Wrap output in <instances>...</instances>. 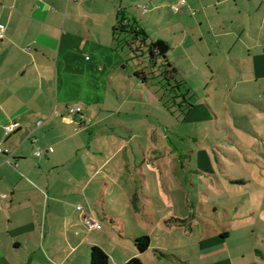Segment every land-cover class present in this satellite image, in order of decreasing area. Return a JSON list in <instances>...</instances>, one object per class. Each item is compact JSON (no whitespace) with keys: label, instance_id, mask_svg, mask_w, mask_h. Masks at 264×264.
Here are the masks:
<instances>
[{"label":"crops","instance_id":"0c3cea01","mask_svg":"<svg viewBox=\"0 0 264 264\" xmlns=\"http://www.w3.org/2000/svg\"><path fill=\"white\" fill-rule=\"evenodd\" d=\"M142 1L0 0V147L12 154L9 162L0 154V264H91L94 247L110 264H264L259 237L201 232L196 244L191 218L148 211L164 184V97L114 39L124 18L144 29L132 10L148 13ZM188 6L201 14L187 33L202 29L218 72L254 85L264 100V0ZM73 106L83 109L76 124L67 121ZM149 179L157 190L148 194ZM143 236L151 244L141 253Z\"/></svg>","mask_w":264,"mask_h":264},{"label":"rangeland","instance_id":"374dc122","mask_svg":"<svg viewBox=\"0 0 264 264\" xmlns=\"http://www.w3.org/2000/svg\"><path fill=\"white\" fill-rule=\"evenodd\" d=\"M141 3L148 13L139 4L132 10L148 29V48L158 41L175 45L158 63L161 66L167 60L179 69V75L167 82L161 73L168 68H155L145 47L142 52L130 51L129 65L157 71L149 81L162 92L164 105L171 97L183 104L182 95L189 89L198 108L187 116L173 102L163 109V139L159 140L162 158L158 163L163 165L164 184L157 198L148 199V211H158L168 219L191 218L196 244L201 232L215 235L225 230L232 233L231 242H242L246 235L249 241L258 237L264 240V100L254 85H244L237 76L218 72L221 60L210 57L211 46L201 28L187 33L189 25L198 23L200 9L188 6L175 12L172 8L178 3L165 9L158 8L164 0ZM186 39L182 49L180 42ZM190 56L194 58L191 69L186 59ZM177 82L186 84L174 89ZM162 83L170 85L161 87ZM153 186L149 179L148 194L157 190ZM166 233L165 245L170 243Z\"/></svg>","mask_w":264,"mask_h":264},{"label":"trees","instance_id":"16d2710c","mask_svg":"<svg viewBox=\"0 0 264 264\" xmlns=\"http://www.w3.org/2000/svg\"><path fill=\"white\" fill-rule=\"evenodd\" d=\"M114 39H115V44L118 48L129 46L132 51L142 52L143 47H145L147 49V52L150 53V62L153 64V66H156L155 68L161 69L162 67H165V66L168 68V70H164L161 73V75L163 74L166 77L167 82L171 83L174 80V78H177V76L175 75L178 73V70L172 65V63L166 60L164 64H162L161 66L159 65L158 59L161 57L166 59V56H160L159 52L155 50L153 46H150L148 48L147 41L149 39V35L144 29L139 27L137 22L135 24H132L126 18L122 19L119 22V25L117 26V28L115 29ZM133 46H136V49L133 48ZM156 72H157L156 70H152L148 72V70L144 68L141 71L137 72L136 76L139 79H141V81H146L147 79L149 81L151 79V76L153 74H156ZM169 83L168 84L162 83L160 86L166 87V85H170ZM184 85L185 83L183 82H177V85L174 86V89L177 88V86L178 88L182 89ZM182 96H183V104L181 105L177 104V100L175 97H171V100H169L168 102L169 104L170 102H173L174 105L179 106L181 112L184 113L185 116H187L191 112V109L194 107V103L191 101V98H193V96L190 94L189 89H187L186 94ZM168 102H166L165 104L166 107L169 105ZM239 182L242 183V181H236V183H239ZM175 221L180 222V223L184 222L182 220H175ZM150 244H151V240L148 236H143L135 240V245L137 249L139 250V252L141 253L146 252L149 249ZM92 251L93 252L91 253V264H110L108 255L101 248L94 247ZM129 264H143V263L139 258H134L130 261Z\"/></svg>","mask_w":264,"mask_h":264},{"label":"built area","instance_id":"2783aa9c","mask_svg":"<svg viewBox=\"0 0 264 264\" xmlns=\"http://www.w3.org/2000/svg\"><path fill=\"white\" fill-rule=\"evenodd\" d=\"M188 0H180L179 3L175 6H173V9L175 12H180L181 8L183 6H185L187 4ZM5 36V27L4 26H1L0 25V39H2L3 37ZM83 112V109L81 107H76V106H73V107H70L69 108V117L67 118V121L71 124H76L78 123L77 119H76V116L78 115H81ZM17 125L16 124H13V125H10L6 128L5 130V136H7L8 134L12 133L15 131ZM0 154H5L7 156V162H9V158L11 157V153L6 151V150H3L1 147H0ZM42 152H38L37 153V156H41ZM4 198H7V196L5 195Z\"/></svg>","mask_w":264,"mask_h":264},{"label":"water","instance_id":"95a60500","mask_svg":"<svg viewBox=\"0 0 264 264\" xmlns=\"http://www.w3.org/2000/svg\"><path fill=\"white\" fill-rule=\"evenodd\" d=\"M153 48L159 52L160 56H165L169 51V46L164 41L153 44Z\"/></svg>","mask_w":264,"mask_h":264}]
</instances>
